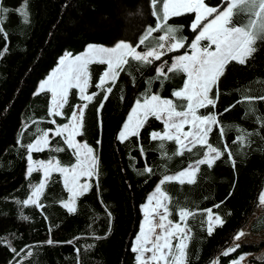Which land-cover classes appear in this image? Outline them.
Here are the masks:
<instances>
[{
    "label": "trees",
    "instance_id": "1",
    "mask_svg": "<svg viewBox=\"0 0 264 264\" xmlns=\"http://www.w3.org/2000/svg\"><path fill=\"white\" fill-rule=\"evenodd\" d=\"M22 3L23 0H0V6L10 9L3 23L7 40L0 35V50L5 45L8 48L0 57V238H3L0 264H18V261L22 264H135L131 247L142 219L141 205L163 175L186 168L203 150L197 146L193 153L185 151L183 156L168 160L158 147L161 142L150 138L151 132L163 129L162 123L153 117L140 130L139 141L137 137H130L121 143L117 136L135 101L149 86L152 92L179 103L171 97V91L182 85L183 74L165 81L163 88L160 80H152L151 85L148 82L155 76V65L163 61L170 64L173 56L188 52L195 36L190 28L194 13L169 21L172 25L184 26L177 33V36L187 37L184 48L167 52L161 61L140 71L133 68L129 74L121 73L115 86H107L113 87V91L99 116L96 109L103 99V91L85 109L83 135L78 137L93 147L99 157V192L95 187L97 180L91 179L93 187L77 199V211L69 214L60 203L68 198V193L63 190L58 173H53L57 182H49L41 197L42 208L16 203L27 198L31 185L42 176L41 172L27 176L26 149L18 145L17 140L21 145L32 142L39 134L37 129L54 128L50 119H55L56 125L67 121L72 106L83 103L75 95L69 96V103L63 109L64 117H49L50 95L36 92L37 82L55 68L66 53H79L87 44L110 46L120 40L138 42L147 27L155 25L154 9L151 0H28L29 23H24L15 11ZM206 3L215 5L217 0H206ZM161 34L153 33L150 41L155 43V38ZM257 46L259 50L246 65L230 62L226 75L218 84L220 95L216 108L208 106L199 110L200 113H217L218 124L213 125L209 143L222 152L227 147L235 168L227 159L228 153L224 152L212 169L201 166L196 183L163 185L172 197L170 211L175 213L179 205L196 213L195 218L188 220L193 229L188 264H210L216 258L223 260L222 252L231 246L234 236L246 225L254 234L264 229V215L251 220L258 206L257 197L264 189V126L257 119H264V101L244 100V97L264 96V42H258ZM142 49L143 46L137 50ZM216 91L213 88L214 99ZM238 100L241 103H236ZM233 104L236 106L230 111H224ZM250 108L254 111L250 112ZM237 129L253 134L243 147L233 143L241 134ZM164 143L168 154L177 148L172 141ZM58 144L65 151L51 150ZM141 149L143 156H140ZM51 157L64 165L75 162L60 137L52 140L48 150L33 153L36 160L47 161ZM145 165L152 168V174H138ZM229 192L233 193L230 197ZM220 201L225 203L213 212L219 213L225 223L209 237L206 225L203 228L200 225V220L207 215L201 210ZM108 212L111 213L110 228ZM24 216L28 219H23ZM171 218L178 219L175 215ZM97 236L104 238L97 240ZM49 239L58 243L49 245ZM8 245L17 251L30 247L15 257ZM261 246L239 244L228 257L242 253L250 256ZM28 251L32 252L30 257L26 256ZM248 262L264 264V258L248 259Z\"/></svg>",
    "mask_w": 264,
    "mask_h": 264
},
{
    "label": "snow or ice",
    "instance_id": "2",
    "mask_svg": "<svg viewBox=\"0 0 264 264\" xmlns=\"http://www.w3.org/2000/svg\"><path fill=\"white\" fill-rule=\"evenodd\" d=\"M151 4L154 9L152 15L156 18L155 25L147 27L139 36L138 42L129 43L120 40L111 47L89 44L80 54L73 56L71 53H66L59 60L58 67L39 84L40 93H50V104L47 109L49 117H64L63 109L69 103L71 89L78 91V99L84 103L72 106L67 122L54 129H37L39 134L32 142L21 145V141L17 140V144L26 149L27 176L30 177L33 172H41L42 176L37 183L31 185L27 198L23 201L17 200L16 203L23 207L42 208L40 200L49 182H57L53 179V173L59 174L63 190L69 194L67 200L60 201L61 206L69 214L77 211V199L87 194L93 187L87 182L88 180H97L95 187L99 192V157L95 154L93 147L76 139L77 136L83 135L85 109L94 97L103 91V99L100 100L99 107L96 109L99 116L105 101L109 99L113 91V87H105L107 84L115 86L121 73L129 74L133 68L140 71L144 67L154 65L156 61H161L166 52H177L184 48L187 37L177 36L184 26L172 25L169 21L173 17L194 13V19L190 25L191 31L195 33L189 44L191 54L174 56L170 64L168 61H163L155 65V76L148 82L151 85L152 80H160V87L163 88L165 81L183 74L182 85L171 91V97L179 103L152 92L149 86L135 101L117 136L121 143L130 137H137L139 141L140 130L149 123V118L153 117L162 123L163 129L151 132L150 138L152 141L161 142L158 147L163 150L168 160H171L173 156H183L185 151L193 153L197 146L203 150L202 153H197L199 158L194 163H190L175 174L163 175L156 183L154 190L146 197V202L141 205L142 222L131 247L136 264H188V248L193 231L188 220L195 218L196 213L179 205L175 213L170 211L172 197L163 189V185L170 182H177L180 185L196 183V176L201 171V166L206 165L208 169H212L216 161L222 159L224 152L228 153L227 159L235 168V161L227 147L222 152L219 147L209 143L213 125L218 124L217 113L201 114L199 110L206 109L208 106L216 108L220 95L218 84L226 75L230 62L246 65L259 50L258 42H264V0H217L215 5L206 3V0H151ZM28 8V0H23L22 5L15 9L24 23H29ZM9 11L10 9L0 6V35H3L5 40H7V33L3 23ZM153 33H163L155 38V43L150 41ZM141 46L143 49L138 51L137 49ZM7 51L8 48L5 45L0 50V57ZM92 65H105L106 68L95 84L98 91L87 94L91 83L90 66ZM213 88L217 89L215 99L209 95ZM244 100L264 101V96L244 97ZM236 103L241 101L238 100ZM235 106V104L230 105L224 111H230ZM249 111L252 112L254 109L250 108ZM257 119L264 126V119L259 117ZM49 123L56 125L57 122L55 119H50ZM185 126H188V131L184 130ZM27 127L25 125V130ZM237 130L241 134L233 143H239L243 147L248 137L253 134L241 129ZM220 136L223 137L222 130ZM56 137H60L63 144L67 146V150L71 151L74 163L64 165L55 157L47 161L33 158V153L48 150ZM165 141H172L177 145L173 153L168 154ZM99 143L98 140L97 144ZM51 150L59 153L65 151V148L58 144ZM143 155L144 151L141 149L140 156ZM152 171L151 167L145 165L142 172L138 174H152ZM82 178H86L83 183H81ZM232 194L229 192L228 196ZM257 200L258 206H264V189H261ZM224 203L225 201H220L210 208L201 210L207 215L200 220V225L202 228L206 225L209 237L213 235L217 227H223L225 223L219 213L213 212V209H219ZM228 214L231 215L230 212ZM174 215L178 219H172ZM108 218L110 228V212H108ZM23 219L27 220L28 217L24 216ZM244 235L243 231H239L234 236V240L239 241ZM103 238L95 237L97 240ZM0 242H3V238H0ZM53 243L58 242L51 239L47 241L49 245ZM8 247L15 257H19L20 253L30 246H25L19 251L11 245ZM87 247L92 248L94 245H87ZM229 251H235V248ZM229 251H225L223 255L228 256ZM31 255V251L26 253L28 257ZM18 264H22V261H18ZM233 264H239V261H233Z\"/></svg>",
    "mask_w": 264,
    "mask_h": 264
},
{
    "label": "rangeland",
    "instance_id": "3",
    "mask_svg": "<svg viewBox=\"0 0 264 264\" xmlns=\"http://www.w3.org/2000/svg\"><path fill=\"white\" fill-rule=\"evenodd\" d=\"M195 15V14H194ZM116 43V42H115ZM114 43V44H115ZM130 43V42H129ZM91 44H93V43H91ZM114 44H112V45H103V46H107V47H111V46H113ZM87 45H89V44H87ZM87 45L84 47V49L81 51V52H79V53H76V54H72L73 56L74 55H77V54H80V53H82L85 49H86V47H87ZM95 45H102V44H95ZM214 47V46H213ZM167 53V52H166ZM181 55H183V54H181ZM190 55V54H189ZM177 56V55H176ZM174 57V56H173ZM172 57V58H173ZM58 67V65L55 67V68H53L52 70H50L44 77H42L38 82H37V85H36V89H35V91L36 92H39V84L42 82V81H44L45 79H47V77L56 69ZM106 68V66L105 65H92V66H90V73H91V83H90V86H89V88H88V91H87V94H91V93H93V92H97L98 90L96 89V87H95V84H96V82L98 81V79H99V76L102 74V72H103V70ZM110 85V83L109 84H107L105 87H107V86H109ZM49 95H50V93H49ZM72 95H75V97H77L78 98V91L76 90V89H71L70 90V93H69V96H72ZM210 97H211V95H210ZM208 113V112H207ZM201 114H203V113H201ZM126 120V119H125ZM65 122H67V121H64V122H62V123H60V124H58V125H61V124H63V123H65ZM125 122V121H124ZM58 125H55L54 126V128L56 127V126H58ZM54 128H52V129H54ZM185 131H188V126H185V129H184ZM83 132V131H82ZM76 139H77V141L78 142H82V143H85L82 139H80L78 136L76 137ZM85 179L86 178H82L81 179V183H83V182H85ZM62 181V180H61ZM87 182H89L90 183V180H88ZM154 190V189H153ZM152 190V191H153ZM151 191V192H152ZM150 192V193H151ZM149 193V194H150ZM148 194V195H149ZM69 195V194H68ZM67 200V199H66ZM146 202V201H145ZM142 212V211H141ZM264 215V206H257V208L255 209V211H254V216H252V218H251V220L252 219H254L255 217H258L259 215ZM142 222V219H141V221H140V223ZM249 225H246L245 227H243L242 229H241V231H243L244 233H245V235L243 236V237H241V239L239 240V241H236V240H233V242H232V244H231V246L230 247H228L227 249H225L223 252H222V256H223V260H221L220 258H216V259H214L210 264H233V261H239V264H250L249 262H248V259L250 258V259H256V260H262L263 258H264V229L262 230V231H260L259 233H257V234H254V233H251V232H249V227H248ZM139 227H140V224H139ZM138 232H139V229H138ZM138 232H137V234H138ZM134 240H135V238L133 239V241H132V245H133V243H134ZM174 243H175V241H174ZM239 244H253V245H257V244H261L262 246H261V248L255 253V254H252V255H250L248 258H244L245 257V254H238V256L237 257H235L234 255H232V256H224L223 255V253L225 252V251H229L230 249H232V248H235V251H236V245H239ZM235 251H229V254H232V253H234ZM150 255V254H149ZM237 255V254H236ZM17 264V263H16ZM135 264H136V261H135Z\"/></svg>",
    "mask_w": 264,
    "mask_h": 264
},
{
    "label": "crops",
    "instance_id": "4",
    "mask_svg": "<svg viewBox=\"0 0 264 264\" xmlns=\"http://www.w3.org/2000/svg\"><path fill=\"white\" fill-rule=\"evenodd\" d=\"M187 54H191V49H190V52L189 53H187ZM213 92V91H212ZM212 92L209 94V95H211V98H214L213 97V95H212ZM84 103V102H83ZM134 106V105H133ZM263 215V214H262ZM254 216V215H253ZM260 216V215H259ZM256 218V217H255ZM249 256H245L244 258H248ZM250 259V258H249Z\"/></svg>",
    "mask_w": 264,
    "mask_h": 264
}]
</instances>
